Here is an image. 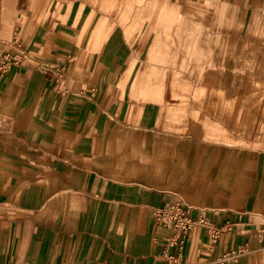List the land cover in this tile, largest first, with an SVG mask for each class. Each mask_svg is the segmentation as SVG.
I'll return each mask as SVG.
<instances>
[{"label":"crops","instance_id":"crops-1","mask_svg":"<svg viewBox=\"0 0 264 264\" xmlns=\"http://www.w3.org/2000/svg\"><path fill=\"white\" fill-rule=\"evenodd\" d=\"M22 43L0 264H163L171 199L230 224L195 225L183 260L264 264V0H0V49Z\"/></svg>","mask_w":264,"mask_h":264},{"label":"built area","instance_id":"built-area-1","mask_svg":"<svg viewBox=\"0 0 264 264\" xmlns=\"http://www.w3.org/2000/svg\"><path fill=\"white\" fill-rule=\"evenodd\" d=\"M28 54L21 47L19 49H0V73H6L13 66L23 65L28 59ZM153 215L158 224L173 230V234L165 237L160 257L163 264H189L182 259V249L184 247L185 234L195 225H207L212 242H216L220 233L229 229L230 224L218 226L205 217L194 216L183 202L179 200H168L164 204L156 206ZM221 264H236L238 252L230 250L221 256Z\"/></svg>","mask_w":264,"mask_h":264},{"label":"rangeland","instance_id":"rangeland-1","mask_svg":"<svg viewBox=\"0 0 264 264\" xmlns=\"http://www.w3.org/2000/svg\"><path fill=\"white\" fill-rule=\"evenodd\" d=\"M14 42H16V39L14 40ZM21 48L23 49V50H25L26 49V45L24 44V43H22V45H21ZM228 169V168H227ZM232 170V167H229V170ZM225 187H226V193L228 194L229 192H228V189H227V184H225ZM165 243V241H161V244L163 245Z\"/></svg>","mask_w":264,"mask_h":264},{"label":"bare ground","instance_id":"bare-ground-1","mask_svg":"<svg viewBox=\"0 0 264 264\" xmlns=\"http://www.w3.org/2000/svg\"><path fill=\"white\" fill-rule=\"evenodd\" d=\"M231 170V169H230ZM223 173H224V171H223ZM222 178V177H221Z\"/></svg>","mask_w":264,"mask_h":264}]
</instances>
